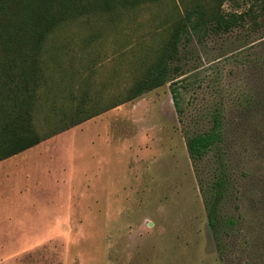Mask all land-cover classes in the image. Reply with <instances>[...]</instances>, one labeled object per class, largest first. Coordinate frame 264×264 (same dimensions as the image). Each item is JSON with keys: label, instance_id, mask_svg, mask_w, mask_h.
I'll return each instance as SVG.
<instances>
[{"label": "rangeland", "instance_id": "rangeland-1", "mask_svg": "<svg viewBox=\"0 0 264 264\" xmlns=\"http://www.w3.org/2000/svg\"><path fill=\"white\" fill-rule=\"evenodd\" d=\"M174 1L75 18L40 45L10 5L0 15V105L24 93L30 71L41 132L53 123L52 92L60 108L72 87L112 103L155 57ZM261 2L225 0L224 12L245 15L242 27L192 42L182 116L166 84L0 162V264H264ZM215 107L225 139L195 169L184 128L205 130ZM215 171L233 183L218 215L243 222L222 251L199 181Z\"/></svg>", "mask_w": 264, "mask_h": 264}, {"label": "trees", "instance_id": "trees-1", "mask_svg": "<svg viewBox=\"0 0 264 264\" xmlns=\"http://www.w3.org/2000/svg\"><path fill=\"white\" fill-rule=\"evenodd\" d=\"M163 1L165 0H4L0 4V15L5 14L9 6L13 5L20 17V31H27L35 43L40 45L47 35L66 21L91 14L126 13L143 5H156ZM224 1H174V13L167 19L166 35L154 50L155 57L143 66L127 90L124 93H113L112 103L103 104L101 98L92 96L88 89L72 87L64 92L69 100L66 108L56 105L60 90L52 92L53 123L51 122L50 127L46 126L43 132L32 125V116L36 113L33 92L28 89L33 83V73L30 71L24 76L20 86L24 93L11 100L8 110L3 103L0 105V162L166 84H169L174 107L178 115L182 116L184 111L178 101L179 85L187 82L186 55L192 42L197 40L201 43L208 37L227 34L242 27L245 22L244 14L224 12ZM261 1V10L264 12V0ZM221 115L220 109L215 107L209 113V126L205 130L191 132L190 128H184L187 152L195 169H199L198 166L209 153L224 142L225 131ZM199 181L208 223L214 231L218 250L222 251L224 239L231 238L235 235L234 231L243 227L242 217L222 218L217 213V204L222 203L223 199H230L233 183L216 171L210 179L199 178ZM225 186L229 189L227 192ZM221 219L228 231L226 233L220 231Z\"/></svg>", "mask_w": 264, "mask_h": 264}]
</instances>
